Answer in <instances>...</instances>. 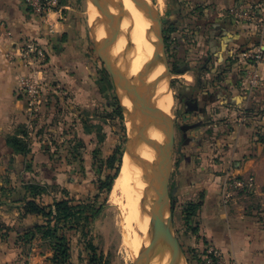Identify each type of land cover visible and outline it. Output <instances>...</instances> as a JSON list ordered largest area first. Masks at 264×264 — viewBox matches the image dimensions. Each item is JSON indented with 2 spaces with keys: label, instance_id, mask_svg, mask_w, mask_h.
I'll return each mask as SVG.
<instances>
[{
  "label": "crops",
  "instance_id": "crops-1",
  "mask_svg": "<svg viewBox=\"0 0 264 264\" xmlns=\"http://www.w3.org/2000/svg\"><path fill=\"white\" fill-rule=\"evenodd\" d=\"M173 2L171 17L192 22L190 28L180 26L173 33L177 38L173 52L182 61V72L174 74L190 77L181 95L184 114L203 120L191 124L188 130L180 128L190 142L186 143L187 152L181 150L180 180L191 199L202 202L196 216L197 245H215L227 256H234L239 264H264V80L252 93L244 90V67L237 56L245 47L261 46L264 50V38L257 35L252 25L236 22L228 14L236 4L264 0ZM0 21L7 26L0 33V264H54V251L48 240L37 236L26 242L21 238L27 229L45 222L42 214L25 213L22 186L30 181L31 173H36L33 176L42 184L68 182L73 187L72 191L68 188L69 194L77 198V191L86 186L75 179L67 181L64 172L57 177L45 173L44 168L55 161L46 142L34 136L39 113L30 117L25 100L15 91L21 71L13 56L22 44L34 39L48 53L45 76L64 77L67 71L76 70L81 60L84 31L79 20L74 21L66 0L44 17L29 13L24 0H0ZM190 39L199 42L189 45ZM203 63L209 68H200ZM261 72L264 79V61ZM62 85L69 91L76 86L65 78ZM241 112H245V120L241 119ZM21 129L29 133L31 151L27 155L15 153L6 140ZM60 164L67 166L63 160ZM228 170L253 173L257 187L254 194L236 196L225 206L221 190ZM62 196L63 191L49 192L37 201L48 205ZM68 234L75 244L71 264H87L84 241L76 229Z\"/></svg>",
  "mask_w": 264,
  "mask_h": 264
},
{
  "label": "rangeland",
  "instance_id": "rangeland-1",
  "mask_svg": "<svg viewBox=\"0 0 264 264\" xmlns=\"http://www.w3.org/2000/svg\"><path fill=\"white\" fill-rule=\"evenodd\" d=\"M66 1L70 3L74 21L79 20L81 27H83L85 44L83 43L81 60L78 61L76 70L67 71V75H64V77L62 74L47 77L49 84L46 91L49 94L50 101L47 106L42 107L39 111L40 119L38 118L36 121L34 136L36 140L40 138V140L46 142V149L53 155L52 159L55 161L44 168L45 173L57 177L56 174L64 172L67 181L70 179L72 181L75 179L77 182L81 181V184H85L86 187L81 185L84 188L77 191L79 198L87 200V202H93L96 209L102 206L97 216L88 222L83 219L75 221L80 225V229H82L81 225L86 224L84 231L87 234L84 237L86 241L91 242L96 247L98 264H135L137 247L135 250L131 248V241L135 233L134 230L143 234V221L140 217L128 222L127 207L111 203L109 201L110 192H100L99 183L101 178L106 175H113L117 169H120L125 151L133 146L135 148L140 141L147 143L152 148L155 147V158L152 162H147L142 158L144 166L149 167L150 175H152L153 168L158 167L160 163L163 145L158 140L153 141L154 139L146 137L145 132L153 124L148 120L147 122L143 121V117L134 111L133 105L131 112H127L121 100V90H124V88L113 80L109 70L110 65H112L119 71L118 61L127 56L125 49L115 36L113 22L119 21V18L113 19L111 17V14L117 8H121V6L123 8L124 3L121 0ZM150 1L156 5L164 21L173 15V0H163L159 6H157V0ZM95 8L100 16L95 17L94 23L90 21V16ZM94 24L105 25V29L102 26L104 34L101 37L95 38L92 27ZM164 27H166V23ZM197 41L191 40L192 43L189 42V45L197 44ZM114 50H120L121 54L111 60L112 51ZM153 53L151 58L157 54L155 44ZM168 59L171 68V60H174V58L168 57ZM154 63L156 65L160 64L159 58L154 60ZM119 72L124 74L122 71ZM176 75L172 71V74L167 77L169 99L171 100L169 112H171L175 132L173 171L169 183L173 203L174 231L186 264H202V255L206 247L200 248L197 245V233L192 230L198 227L196 217L190 223L185 219L183 213L185 204L192 201V199L189 191H186L187 189L182 186L179 173L181 150L183 148L184 153L187 152L188 146L186 145L190 143L182 136L180 128L184 126L188 130L191 124H195L196 121L198 122L201 119L191 114H184L185 107L181 95H183L184 86L188 82L187 78L190 77H178ZM63 78L70 79L76 86L69 91L62 85ZM57 82L61 84L59 87L55 85ZM112 102L116 104L115 107L111 106ZM117 108L122 110L123 117L118 115ZM129 117L131 127L127 124V118ZM140 119L142 121H139ZM144 122L146 127L142 126ZM139 124H141L140 127L142 126L140 129L138 128ZM28 140L30 141L29 138ZM136 155L134 150L132 156ZM109 158L115 160L114 167H108ZM61 160L67 166H62L60 164ZM30 168L31 166L28 167V169ZM35 169H33V172H35ZM33 174L36 175V173H31L29 182L42 184L37 181ZM44 185L49 186L48 193L62 192V190L70 192L73 189V187H69L68 182L64 184L45 183ZM151 214L147 218L149 227L153 225L150 221ZM140 221L141 224H139ZM151 227L153 230V226ZM124 236L126 237L124 238ZM149 237L142 236L140 240L142 245ZM91 252L93 254V251Z\"/></svg>",
  "mask_w": 264,
  "mask_h": 264
},
{
  "label": "bare ground",
  "instance_id": "bare-ground-1",
  "mask_svg": "<svg viewBox=\"0 0 264 264\" xmlns=\"http://www.w3.org/2000/svg\"><path fill=\"white\" fill-rule=\"evenodd\" d=\"M121 1L124 3L123 8L122 6L121 8H117L115 12L111 14V17H113V19L119 18V21L113 22L115 27V36L125 49L127 56L119 60L117 66L119 67V71L124 72V74H126L130 79H135L140 70H142L145 64L149 62L152 54H154V44L156 41L157 32L148 14L135 0ZM161 2H163V0H157V6H159ZM92 11L93 13L90 16V21L94 22V20H96L95 17L100 16V14L98 15L99 12L96 8ZM102 26L104 27L105 25L100 26L98 24H94L92 26L94 29L93 33L95 38L101 37L104 34L105 27L103 29ZM120 54V50L112 51L111 60L119 57ZM109 62L111 61L109 60ZM163 70V65H156L155 63L152 64L150 68V71L152 72L149 75V83L145 90L147 98L150 100L152 105L156 107L157 110H163L170 115L171 112H169V108L171 100L169 99V91L167 86L168 74L164 72V74L161 75ZM121 96V100L127 109V112L130 113L132 102L129 98V95L127 92H125V90H121ZM130 117L127 118V124L129 127H131ZM139 121L142 120L140 119ZM134 122L136 121L134 120ZM140 125L141 124L138 125L139 129L144 126V124L141 127ZM147 134L150 139H154L153 141L158 140L163 142L164 135L156 126L151 125L147 130ZM135 148L134 146L130 147V149L125 151L123 155L119 173L116 176L113 187L110 191L109 201L113 204H120L123 206L125 205L127 207L128 222L141 217L143 221V234H140L138 231L134 230L135 233L133 232L134 236L133 240L131 241V248L135 250L137 247L135 254V256H137L142 246V242H140L142 236L148 237L152 232V225L149 227L147 218L150 216L154 208V201L157 196V192L152 187L150 180L147 178L148 174H150V169L149 167L144 166L143 162V159H145L147 162H152L154 160L155 147L152 148V146L148 145L147 143L140 141L137 143ZM134 150L137 156H139V159L132 156ZM139 224H141V221ZM126 236H124V238ZM148 241L149 239L146 238V244ZM168 244L179 254V262L177 260H172L170 252L165 250L163 247L159 245H147L144 249V256L148 260V264H186L183 254L176 241L170 239ZM140 264H142V261Z\"/></svg>",
  "mask_w": 264,
  "mask_h": 264
},
{
  "label": "built area",
  "instance_id": "built-area-1",
  "mask_svg": "<svg viewBox=\"0 0 264 264\" xmlns=\"http://www.w3.org/2000/svg\"><path fill=\"white\" fill-rule=\"evenodd\" d=\"M29 13L44 17L51 11L59 9L61 0H24ZM236 22H244L252 25L260 38H264V3H239L229 11ZM6 24L0 21V33L6 30ZM13 56L18 61L20 71L15 91L26 102V111L30 117H36L42 107L47 106L49 94L47 77L44 74V66L47 62V50L34 39L27 40ZM239 60L244 67L242 73L243 89L249 93L263 85L261 64L264 61V50L261 46L242 49L237 52ZM242 120H245V112H241ZM256 177L253 173H236L228 170L225 173L221 200L227 206L239 195L250 196L256 192ZM202 264H239L236 258L229 257L215 245H208L202 255Z\"/></svg>",
  "mask_w": 264,
  "mask_h": 264
},
{
  "label": "trees",
  "instance_id": "trees-1",
  "mask_svg": "<svg viewBox=\"0 0 264 264\" xmlns=\"http://www.w3.org/2000/svg\"><path fill=\"white\" fill-rule=\"evenodd\" d=\"M191 24L192 22L188 19L180 22L170 17L166 20V27L164 29L166 32L165 39L167 54L169 58H174V60H171V70L174 73L182 72V61H180L173 52V44L175 45V41L177 40L176 37H173V32L180 26H183V28H190ZM247 48L252 47H245L242 49ZM207 65L203 63L200 65V68L208 69L209 67ZM111 106L115 107L116 104L112 102ZM116 112L120 117H123L121 109L117 108ZM28 134L27 129H21L15 134L7 136V143L14 149L15 153L27 155L31 151ZM114 163L115 160L113 158H109L108 167H114ZM119 170L120 169H117L113 175H106L104 178L100 179V192L109 193L111 191ZM48 187L49 186L36 182H27L22 186V190L25 191V194L21 197V201L24 203L25 213L42 214L45 217V222L42 224H35L32 228L27 229L22 234L21 238L24 241L29 242L37 236H42L44 239L48 240L49 245L54 251L52 257L54 264H71L73 257L72 250L73 246L75 247V244H73V240L68 233L70 230L76 229L77 234L80 235V240H83L86 246V251L88 253L87 264H98L99 262L96 254V247L91 242L86 241L84 237L87 234V232L84 231L86 224L84 223L81 225L82 229H80V225L75 223V221H77V219H83L88 222L97 216V214L101 211L102 206L96 209L93 202H87V200L72 196L69 192L63 190L62 191L65 196L55 199L51 204H41L37 201V198L48 193ZM201 205V199L196 201L192 200L185 204L183 213L185 214L186 221L190 223L191 220L197 216ZM192 230L193 232L198 233V227H195ZM91 251H93V254Z\"/></svg>",
  "mask_w": 264,
  "mask_h": 264
},
{
  "label": "water",
  "instance_id": "water-1",
  "mask_svg": "<svg viewBox=\"0 0 264 264\" xmlns=\"http://www.w3.org/2000/svg\"><path fill=\"white\" fill-rule=\"evenodd\" d=\"M139 6L148 14L153 22L154 28L157 32V40L155 41V47L157 54L149 60L145 67L140 70L135 79H130L126 74H122L112 65L109 70L113 77V80L129 95L132 102L133 109L143 117V121L147 120L156 126L164 135L163 138V152L160 156V163L158 167L153 168V174H148L147 178L150 180L152 187L156 190L157 196L155 198V205L152 210L150 221L153 224V230L151 232L149 241L143 242L138 255L135 258V264H148V260L144 256V249L147 245H159L165 250L170 252L172 260L179 262V254L174 251L168 244L169 240H175L179 245L175 231H174V214L173 203L171 194L169 191V183L173 171V157L175 152V132L172 124L171 115H168L163 110H157L152 105L146 95V86L148 85L149 75L152 71L150 68L154 63V60L159 58L160 64L164 66V70L161 73L166 72L169 76L172 74L170 63L167 55L166 39H165V23L160 15L156 5L148 0H135ZM144 122V125L146 123ZM148 136L147 131L145 132ZM138 158L139 156H133ZM180 248V246H179ZM181 250V248H180ZM182 252V251H181Z\"/></svg>",
  "mask_w": 264,
  "mask_h": 264
}]
</instances>
